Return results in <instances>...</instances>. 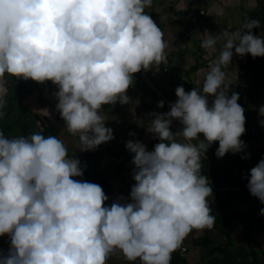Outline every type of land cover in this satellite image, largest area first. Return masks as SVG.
<instances>
[{"label":"clouds","instance_id":"clouds-1","mask_svg":"<svg viewBox=\"0 0 264 264\" xmlns=\"http://www.w3.org/2000/svg\"><path fill=\"white\" fill-rule=\"evenodd\" d=\"M152 2L0 0V119L6 74L50 81L58 88L57 111L75 138L70 150L62 137L37 132L8 138L0 129V237L10 238L8 250L0 249V264H108L117 252L130 264H171L189 234L214 228L213 189L201 174L202 160L215 142L218 158L247 147L241 139L245 108L224 69L234 54L264 57V33L252 32L261 27L258 19L243 30L205 32L203 49L215 51L220 38L226 43L202 90L178 86L171 110L151 114L147 131L160 141L153 151L140 141L126 143L135 165L130 201L120 196L107 206L99 184L73 179L86 168L76 150L94 151L114 139L104 106L130 103L134 75L168 63L164 32L145 12ZM173 120L181 131L173 133ZM247 187L264 204V159L250 170Z\"/></svg>","mask_w":264,"mask_h":264},{"label":"crops","instance_id":"crops-1","mask_svg":"<svg viewBox=\"0 0 264 264\" xmlns=\"http://www.w3.org/2000/svg\"><path fill=\"white\" fill-rule=\"evenodd\" d=\"M146 9L164 32L168 63L159 71L151 69L134 75L133 85L127 92L130 103L104 106L105 126L113 129V140L94 151L76 150L75 153L81 167L86 165V168L83 177L73 179L99 184L109 197L107 206L120 196L130 201L131 188L136 183L132 177L134 154L123 141H140L148 151H153L160 141L147 131L154 118L151 114L171 110V104L178 99L175 94L178 86L182 85L186 91L202 90L211 62L226 43L224 38L218 39L215 51L209 52L201 47L204 33L243 30V25L251 19L261 22L260 28L252 30L253 34L264 33V0H153ZM200 10H205V14L192 22ZM194 66L195 70L189 72ZM224 71L231 92L239 93L238 103L245 108L246 133L241 139L247 147L241 153L229 152L223 158L216 156L219 142L209 147L202 160L201 174L209 178L213 189L209 201L215 226L189 234L184 240L188 248L186 255L181 256L178 249L172 255L171 264H264V216L259 214L264 204L247 187L250 170L264 159V126L261 125L264 116L259 114V108L264 105V57L253 58L248 54L241 58L234 54L232 64ZM4 79L8 92L0 129L5 136L16 138L40 132L64 138L71 150L75 138L66 131L65 121L57 111L58 100L54 95L57 86L49 81L38 83L36 89L28 91L10 75L6 74ZM160 101H164L163 108L158 107ZM182 127L179 121L173 120V133ZM182 139L177 137L178 141ZM200 139H204L202 134ZM248 154L250 158H242ZM242 175V184H236L235 180ZM9 246L10 238L0 237V249L6 252ZM108 264L130 262L117 252Z\"/></svg>","mask_w":264,"mask_h":264},{"label":"built area","instance_id":"built-area-1","mask_svg":"<svg viewBox=\"0 0 264 264\" xmlns=\"http://www.w3.org/2000/svg\"><path fill=\"white\" fill-rule=\"evenodd\" d=\"M204 14H205V10H200V11H198V13L192 17V19H191L192 22H196V21L198 20L199 16H202V15H204ZM208 64H210V62H209ZM10 76H11V75H10ZM11 77L14 79L15 82H17L18 84H21L22 86H24L26 89H29V90H34V89L37 87V84H38L37 82L32 81V80L25 81V80H23V79H17V78L14 77V76H11ZM127 142H128V141H123L122 144L126 146V143H127ZM130 153H131V152H130ZM187 250H188V248H187V246L185 245V243L183 242V244L181 245V247H180V249H179V253H180V255H181V256H185Z\"/></svg>","mask_w":264,"mask_h":264},{"label":"trees","instance_id":"trees-1","mask_svg":"<svg viewBox=\"0 0 264 264\" xmlns=\"http://www.w3.org/2000/svg\"><path fill=\"white\" fill-rule=\"evenodd\" d=\"M195 70V66L194 67H191L190 69H189V72H192V71H194ZM40 84V83H39ZM21 85V84H20ZM24 87V86H23ZM25 88V87H24ZM26 89V88H25ZM36 89V88H35ZM26 90H28V91H30L29 89H26ZM244 180V176L242 175L241 177H239V178H237L236 180H235V183L236 184H239V185H241L242 184V181Z\"/></svg>","mask_w":264,"mask_h":264},{"label":"rangeland","instance_id":"rangeland-1","mask_svg":"<svg viewBox=\"0 0 264 264\" xmlns=\"http://www.w3.org/2000/svg\"><path fill=\"white\" fill-rule=\"evenodd\" d=\"M196 8H198V6H196ZM146 10H149V9H146ZM164 12H162V14H163Z\"/></svg>","mask_w":264,"mask_h":264}]
</instances>
